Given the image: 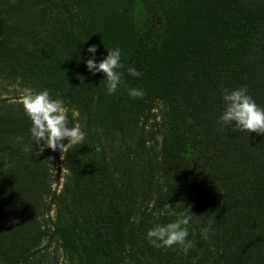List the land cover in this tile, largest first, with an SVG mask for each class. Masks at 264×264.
<instances>
[{"label":"trees","instance_id":"16d2710c","mask_svg":"<svg viewBox=\"0 0 264 264\" xmlns=\"http://www.w3.org/2000/svg\"><path fill=\"white\" fill-rule=\"evenodd\" d=\"M92 45L97 63L121 50L125 86L113 95L87 68ZM2 75L77 108L86 136L65 152L57 194L24 108L0 110V264H27L54 236L69 264H264V135L218 123L225 89L247 86L264 108V0H0ZM159 104L167 128L154 158L146 124ZM111 134L123 144L112 158ZM46 196L66 217L54 232L40 220ZM176 202L199 220L187 252L147 238L152 212Z\"/></svg>","mask_w":264,"mask_h":264},{"label":"clouds","instance_id":"9594fccd","mask_svg":"<svg viewBox=\"0 0 264 264\" xmlns=\"http://www.w3.org/2000/svg\"><path fill=\"white\" fill-rule=\"evenodd\" d=\"M87 51L91 54V58L86 61L87 68L94 75L99 72L105 75L108 95L115 94L122 86H125L123 73L119 71L124 67L121 63L120 49H109L108 55L99 63L96 62L95 57L97 46L92 45ZM128 73L133 77L141 75L135 67L128 68ZM128 94L132 98H142L144 95L138 88L128 89ZM222 98L225 108L218 123L223 126L234 124L239 132L264 135V108L260 107L249 94L247 86L234 90L225 89ZM21 103L32 122L30 132L34 145L39 146L38 155L50 148L52 151L59 150L63 159V153L70 148L83 145L85 132L78 124L69 126L64 101L52 98L49 90L27 89L21 97ZM64 141L67 143L65 144ZM191 218L190 213L176 222L166 225L157 224L147 232L149 242L157 248H172L179 245L187 252L192 247V242L187 239L189 235L187 226Z\"/></svg>","mask_w":264,"mask_h":264},{"label":"rangeland","instance_id":"374dc122","mask_svg":"<svg viewBox=\"0 0 264 264\" xmlns=\"http://www.w3.org/2000/svg\"><path fill=\"white\" fill-rule=\"evenodd\" d=\"M139 16H142V8L139 9ZM29 89V87L24 84V82L20 79L13 80L12 78H6L5 76H0V110H18V108H22L23 104L21 103V97L24 94L25 90ZM52 98L55 99L54 95H51ZM24 108V107H23ZM67 112L69 111L72 114V119L74 121V125H79L83 128L84 116L83 114L75 107H66ZM163 104H159L157 106V111H155L156 116L151 117L148 123L146 124V131L148 134L150 132H154L155 138L151 139L149 137V147H153L152 156L154 158H158L161 148V138L162 134L165 132L167 125L165 124L163 111ZM67 115V113H66ZM104 141L109 153V157L112 158L117 152L123 149V144L120 141V138L115 134L104 135ZM65 142V141H64ZM50 157L48 159L49 167L51 170V183L53 189L56 190L57 194L62 190L63 185L68 181L70 177V173L67 170L66 166V156L63 153V159H61L62 153L59 151L58 156H56V152L52 151L50 148ZM196 150L192 149L190 154H195ZM201 162L198 163V169L196 171L195 178H200V167ZM146 162L142 161L139 164V179L141 183H143V176L147 175V173L143 172L145 168ZM157 183H162V176L158 174L156 177ZM46 207L45 214L41 216V224L43 226H48L51 229V232H54V228L56 225H60L63 221H65V216L61 212V208L58 203L51 204L49 207V202L51 198L46 196L45 198ZM187 201L188 198H185ZM185 201V202H186ZM146 208V203H140V211L137 213L136 219L141 216V212ZM150 212V211H149ZM192 214V218L190 220L189 225L194 230L196 229L195 224L199 223L198 217L196 213L193 212V206L188 202V205L184 202H176L174 204H166L161 209H158L152 212V217H149V222L153 223L155 226L157 224L166 225L168 223L176 222L178 219L183 218L186 214ZM42 249L38 251L35 255H33L27 264H69V260L67 259V255L62 248L61 241L59 236H54L51 242V245L48 244V240H44L42 244ZM181 252L178 253V256ZM144 264H149L150 259L148 257H144ZM132 264V263H130Z\"/></svg>","mask_w":264,"mask_h":264},{"label":"built area","instance_id":"2783aa9c","mask_svg":"<svg viewBox=\"0 0 264 264\" xmlns=\"http://www.w3.org/2000/svg\"><path fill=\"white\" fill-rule=\"evenodd\" d=\"M154 111H157V110H154Z\"/></svg>","mask_w":264,"mask_h":264}]
</instances>
